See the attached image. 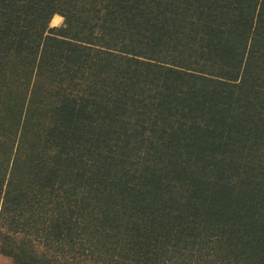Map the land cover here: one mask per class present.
Returning a JSON list of instances; mask_svg holds the SVG:
<instances>
[{
	"label": "trees",
	"instance_id": "16d2710c",
	"mask_svg": "<svg viewBox=\"0 0 264 264\" xmlns=\"http://www.w3.org/2000/svg\"><path fill=\"white\" fill-rule=\"evenodd\" d=\"M0 251L264 264V0H0Z\"/></svg>",
	"mask_w": 264,
	"mask_h": 264
},
{
	"label": "rangeland",
	"instance_id": "374dc122",
	"mask_svg": "<svg viewBox=\"0 0 264 264\" xmlns=\"http://www.w3.org/2000/svg\"><path fill=\"white\" fill-rule=\"evenodd\" d=\"M62 23H63V17L61 16V18L58 21H56V22H52V20H51L50 24H51V26H60ZM0 264H15V263L13 262V260L9 256L3 254L0 251Z\"/></svg>",
	"mask_w": 264,
	"mask_h": 264
},
{
	"label": "bare ground",
	"instance_id": "6f19581e",
	"mask_svg": "<svg viewBox=\"0 0 264 264\" xmlns=\"http://www.w3.org/2000/svg\"><path fill=\"white\" fill-rule=\"evenodd\" d=\"M61 18L60 15L56 14L53 18H52V22H56Z\"/></svg>",
	"mask_w": 264,
	"mask_h": 264
}]
</instances>
